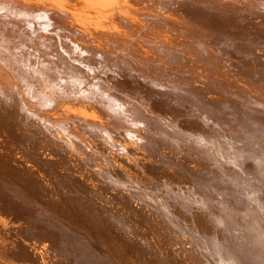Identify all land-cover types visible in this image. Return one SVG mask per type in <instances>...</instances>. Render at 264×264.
I'll return each instance as SVG.
<instances>
[{
    "label": "bare ground",
    "instance_id": "6f19581e",
    "mask_svg": "<svg viewBox=\"0 0 264 264\" xmlns=\"http://www.w3.org/2000/svg\"><path fill=\"white\" fill-rule=\"evenodd\" d=\"M138 244L264 264V0H0V264Z\"/></svg>",
    "mask_w": 264,
    "mask_h": 264
},
{
    "label": "rangeland",
    "instance_id": "374dc122",
    "mask_svg": "<svg viewBox=\"0 0 264 264\" xmlns=\"http://www.w3.org/2000/svg\"><path fill=\"white\" fill-rule=\"evenodd\" d=\"M41 150L42 151H44L45 153H48L52 158H55L56 157V155H55V152L52 150V149H50L49 147H45V146H43L42 148H41ZM61 171H63V170H61ZM152 172L154 175H161L162 174V171L161 170H157V169H155V168H147V172ZM95 194L97 195V196H100V197H103V198H106L107 200H109V203L110 204H116V205H120V204H122L121 203V200L122 199H120L119 197H118V195L115 193V191H113L112 189H110V188H108V187H106L105 185H99L97 188H96V190H95ZM132 213H130V212H128V213H124L123 214V216H124V218H125V220H130L131 219V217H132ZM102 217H106L105 215H103L102 214ZM133 217L135 218V215H133ZM110 221V220H109ZM114 221V220H113ZM112 221H110V222H107V223H104V225H105V228H106V230H108L109 231V234L111 235V236H113V237H116V238H119V241L120 242H122L123 240H124V237L126 236V235H128L127 237H125V238H128V237H130L131 238V235L132 236H134V234H132V232H129V230H128V227L129 226H127V228H126V226L125 225H120L119 226V224L117 223V226L119 227H115L114 225H112ZM114 223L116 224V221H114ZM156 223L158 224V225H156ZM163 223H161V222H154V225H151V228H149V229H153V230H155L156 231V228L155 227H157L158 226V228H162V233H164L168 238H169V235H170V238L169 239H172L173 237H175V240H176V238H177V240L180 238V240L182 241V240H184V239H182L181 237H184V235L182 234V233H180V231L176 228V227H174L173 225H170L169 227H166V225H162ZM125 226V227H124ZM154 226V227H153ZM162 226V227H161ZM165 226V227H164ZM121 227V228H120ZM123 227H124V229H123ZM153 227V228H152ZM164 228V229H163ZM166 228V229H165ZM170 228V229H169ZM174 228V229H173ZM94 229V228H93ZM123 230V231H122ZM127 232H126V231ZM169 232H168V231ZM165 231V232H164ZM172 231V232H171ZM175 231V232H174ZM125 232V233H124ZM174 232V233H173ZM176 232H177V234L179 235H175L176 234ZM131 233V234H130ZM126 234V235H125ZM169 234V235H168ZM174 234V235H173ZM182 234V235H181ZM181 235V236H180ZM177 236V237H176ZM179 237V238H178ZM95 238H96V240H95ZM94 242V244H93V242ZM98 240H97V237H94L93 238V240H91V246L93 247L94 245L96 246H94L95 248H98V249H100V243L99 242H97ZM96 243H97V245H98V243H99V245L97 246L96 245ZM142 246H143V244H138V245H136L135 247H134V249L133 250H129V254L131 255V256H133V257H135L136 259H138V260H142L143 262H145V263H150V264H155L156 262H157V264H165L164 262H158V261H155V257L153 256V254H151V252H150V250L149 249H146L145 248V250H142ZM186 246V245H185ZM200 246H203V245H201L200 244ZM203 248V247H202ZM195 249H198V247L197 248H195ZM188 251H190V250H187V252ZM189 256L191 255V254H188ZM180 258V257H179ZM179 258H177V260H180ZM190 258H191V256H190ZM189 258V259H190Z\"/></svg>",
    "mask_w": 264,
    "mask_h": 264
}]
</instances>
